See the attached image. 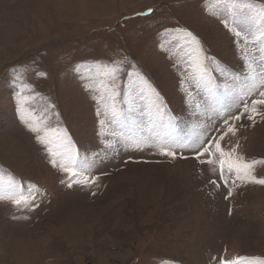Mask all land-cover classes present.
Returning <instances> with one entry per match:
<instances>
[{"label":"rangeland","instance_id":"1","mask_svg":"<svg viewBox=\"0 0 264 264\" xmlns=\"http://www.w3.org/2000/svg\"><path fill=\"white\" fill-rule=\"evenodd\" d=\"M213 4L0 0V176L18 179L25 194L32 185L46 193L34 210L0 201V264H214L213 257L221 255L264 260V185H241L225 199L219 175L195 158V150L175 148L172 159L155 146L107 149L92 98L97 93L84 87L85 77L96 78L98 62L126 55L160 92L175 135L187 137L199 127L207 139L218 138L216 129L229 119L238 130L222 146L238 144L247 159H264V120L256 117L253 124L248 114L234 121L213 112L198 117L194 104H211L209 93L201 89L190 97L185 91L190 86L180 83L176 65L191 49L181 50L183 41L170 43L175 37L166 30L181 28L197 35L206 54L226 69V77L214 73L217 98L224 96L226 82L242 87L244 77L253 75L249 65L257 69V83L264 78L260 46L250 45L242 54ZM150 8V14L137 15ZM260 90L264 87L234 106L232 116L242 112L244 102L250 106L260 98ZM21 96L27 98L25 108L37 114L55 105L59 126L67 129L79 156L96 160L88 173L98 177L95 185L60 183L65 175L21 122ZM258 111L264 113V107ZM51 123L57 126L55 116ZM256 174L264 178V164ZM24 216L28 219H12ZM10 238L18 242L12 245Z\"/></svg>","mask_w":264,"mask_h":264},{"label":"snow or ice","instance_id":"2","mask_svg":"<svg viewBox=\"0 0 264 264\" xmlns=\"http://www.w3.org/2000/svg\"><path fill=\"white\" fill-rule=\"evenodd\" d=\"M213 7L214 12L221 15L223 26L234 35V43L242 54L248 52L250 45H259L257 52L264 54V5L256 3L255 0H214ZM151 12L150 8L147 12L137 15H148ZM166 32L175 37L170 43L179 44V41H183V45H180L181 50L185 47L191 49L182 63L176 65L181 76V86L185 84L190 86L185 89L190 97L194 91L199 94L201 89H205L212 99L211 104L207 101L203 106L200 103L194 104V111L198 117L213 112L217 118L227 114L234 121L248 114L247 119L253 124L256 123V117L264 120V113L258 111V106L264 107V90L259 91L260 98L253 99L250 106L244 102L242 112L232 116L234 106H238L246 97L264 87V78L257 83L256 68L249 65L253 75L244 77L239 90L226 82L224 96L217 98L213 91L216 78L214 73L226 77L227 72L223 65L206 54L201 40L192 31L181 28ZM95 74V79L92 76L84 78L86 81L84 87L90 93H97L92 98L96 101V115L100 118L98 122L101 135L107 132V135H104L107 149L115 150L120 146L125 150L143 151L145 147L155 146L160 155L172 159H176L178 155L173 150L175 148L195 150V158L201 164L211 165L212 173L219 175L227 189L225 199L232 196L233 190L241 185H264V178L256 174L257 165L264 164V159H247L243 153L237 151L238 144L229 149L222 146L225 137L229 134L234 136L238 130L234 124H230L229 119H224L222 127L216 129L219 133L218 138L207 139L199 127L187 137H178L174 134L172 118L168 115L160 92L129 57L117 53L107 63L98 62ZM259 74L264 77V55H261ZM26 99L21 96L19 100L21 122L34 134L35 141L43 147L49 157V163L65 175V179L60 183L68 188L74 185L86 187L95 185L98 177H92L88 173L95 168L96 160L79 156L67 129L59 126V113L54 111L55 105L48 103L43 111L37 114L35 108H25ZM53 116L57 120L55 127L51 123ZM109 136L111 139H108ZM202 157L206 159H201ZM211 183L217 188L220 187L216 180H212ZM41 195L46 193L39 185H32L25 194L18 179L0 176V201H9L18 209L34 210L39 207L36 201ZM213 262L264 264V260L259 258L239 256L227 258L226 255L213 257Z\"/></svg>","mask_w":264,"mask_h":264},{"label":"bare ground","instance_id":"3","mask_svg":"<svg viewBox=\"0 0 264 264\" xmlns=\"http://www.w3.org/2000/svg\"><path fill=\"white\" fill-rule=\"evenodd\" d=\"M7 138H10V137L7 136ZM10 139H11V138H10ZM12 139H13V138H12ZM12 139H11V143H13V144L15 145V147H16V143H15V141H13ZM13 144H12V145H13ZM12 145H10V144L8 143V148L10 147V149H11L12 151H14L16 148H13V149H12V147H13ZM10 239H11V238H10ZM14 242H18V240H16V239L13 240V238H12L11 241H10V243H11L12 245H14V244H16V243H14Z\"/></svg>","mask_w":264,"mask_h":264}]
</instances>
